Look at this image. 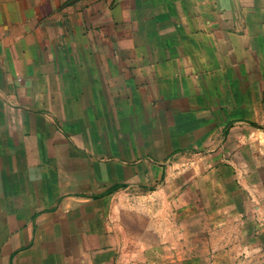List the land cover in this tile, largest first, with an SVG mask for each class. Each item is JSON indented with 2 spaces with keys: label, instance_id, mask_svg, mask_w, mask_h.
Instances as JSON below:
<instances>
[{
  "label": "crops",
  "instance_id": "crops-1",
  "mask_svg": "<svg viewBox=\"0 0 264 264\" xmlns=\"http://www.w3.org/2000/svg\"><path fill=\"white\" fill-rule=\"evenodd\" d=\"M116 193L264 224V0H0V264H93ZM56 219L84 230L68 263ZM177 220L186 260L264 253Z\"/></svg>",
  "mask_w": 264,
  "mask_h": 264
},
{
  "label": "rangeland",
  "instance_id": "rangeland-1",
  "mask_svg": "<svg viewBox=\"0 0 264 264\" xmlns=\"http://www.w3.org/2000/svg\"><path fill=\"white\" fill-rule=\"evenodd\" d=\"M210 194L214 196V193ZM206 198L207 206L202 205L203 209L200 206L186 209L178 207L169 195L160 200L154 193H116L111 199L112 211L108 206L98 209L103 219H97L96 231H93V264H264V253L222 256L214 249L209 256L195 252L188 260L184 254H173L185 242L178 234L183 235L187 228L197 232L202 227L200 224L184 227L177 219H200L202 216L211 219V224L206 225L211 247L240 232L242 235L264 232V224L259 222L256 225L225 224L224 209L219 206V202H223L222 205L225 202L219 201L216 193L213 200H209V193ZM72 220L66 219L62 223V219H56L53 238L49 240L51 263L59 254L65 253L67 263L72 258L84 233L79 221ZM91 227L93 225H89L87 232Z\"/></svg>",
  "mask_w": 264,
  "mask_h": 264
}]
</instances>
